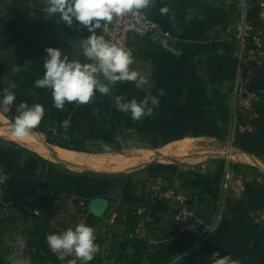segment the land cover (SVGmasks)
Returning a JSON list of instances; mask_svg holds the SVG:
<instances>
[{"label":"crops","instance_id":"1","mask_svg":"<svg viewBox=\"0 0 264 264\" xmlns=\"http://www.w3.org/2000/svg\"><path fill=\"white\" fill-rule=\"evenodd\" d=\"M165 6L169 13L161 15ZM45 7L46 0H0V96L15 85L11 110L21 102L41 104V123L63 138L84 140L90 149H62L37 128L23 143L15 142V118L0 112V168L9 176L0 188V247L11 264L22 254L29 264L35 206L29 199L42 188L53 194L36 206L38 216L61 233L80 223L92 227L99 246L94 259L101 264H214L213 252L235 264H264V96L257 114L237 113L230 107L235 80L212 86L207 74L208 59L225 53L235 15L208 9V0H155L142 11L159 24L166 45L135 43L131 66L149 75V84L138 89L134 82H118L110 95L57 110L50 90L34 87L44 74L45 50L57 47L82 58V45ZM161 89L159 107L140 121L114 103L116 96L139 102ZM222 97L230 111L226 121L213 105ZM65 119L71 120L68 129L61 127ZM229 139L236 175L225 189ZM169 187L201 197L213 215V231L198 239L178 233L175 206L159 201ZM127 211L138 218L136 224L127 220ZM57 264L82 261L73 254Z\"/></svg>","mask_w":264,"mask_h":264},{"label":"clouds","instance_id":"2","mask_svg":"<svg viewBox=\"0 0 264 264\" xmlns=\"http://www.w3.org/2000/svg\"><path fill=\"white\" fill-rule=\"evenodd\" d=\"M154 3L155 0H46L44 11L49 17H56L69 28L75 23L88 35L79 42L82 45V58L70 57L61 48L48 47L45 50L44 74L34 81V87L50 90L53 106L63 110L66 104H88L97 94L110 95L112 86L118 82H134L138 89L148 85L150 76L131 67L135 64L132 50L111 43L103 35H98L97 30L110 24L114 18L131 16L135 24L128 25L127 30L140 31V22L144 19L142 10L150 8ZM159 11L161 15H167L169 8L161 7ZM168 50L176 56L181 54L175 48ZM14 88L15 85L5 87L0 96V112L11 111L16 100ZM163 95L161 89L158 95H147L139 102L116 96L114 103L118 111L130 113L134 121H140L153 114V109L159 107L158 96ZM17 112L19 115L11 125L10 138L23 143L41 124L45 108L41 104L21 102ZM70 125V119L61 123L64 129ZM95 240L93 228L85 223L46 236L49 249L58 259L64 260L66 256L74 254L82 264H89L98 253L99 246ZM211 256L214 264H235L230 256L219 257L218 252H213Z\"/></svg>","mask_w":264,"mask_h":264},{"label":"built area","instance_id":"3","mask_svg":"<svg viewBox=\"0 0 264 264\" xmlns=\"http://www.w3.org/2000/svg\"><path fill=\"white\" fill-rule=\"evenodd\" d=\"M258 17V25L248 20V8L246 4L241 10L239 20L237 21L235 31L231 34L227 43L231 45L237 53V58L243 66H248L249 71L246 76L239 69L240 75L236 77L234 91L231 100V109L237 113L255 115L258 113V105L261 102L260 94L248 92L245 88L246 82L264 67V5L261 4ZM144 19L140 22L142 29L140 31L127 30V26L135 24V19L131 16L117 17L113 21L102 27L103 36L106 40L117 45L130 48L133 54L134 44L143 41H149L156 45L164 46L166 42L164 34L159 24L148 17L143 12ZM55 18V17H54ZM66 26V25H65ZM138 28L140 25H136ZM69 28V27H67ZM74 34L80 36L85 33L75 23L69 28ZM232 140L226 142L225 156L222 176L224 179L223 188H228L236 175L234 161L232 159ZM8 173L5 169L0 168V188L8 181ZM53 190L42 188L37 194L29 199V203L35 205L32 214L38 216V205H44L46 200L51 197ZM159 201L169 203L175 206L176 213L174 222L178 233L192 236L194 238H203L204 232L213 231V227L205 226L201 221L196 219L189 208L205 210L202 206L201 197H190L175 188H167L159 196ZM202 207V208H201ZM207 211V210H206Z\"/></svg>","mask_w":264,"mask_h":264},{"label":"trees","instance_id":"4","mask_svg":"<svg viewBox=\"0 0 264 264\" xmlns=\"http://www.w3.org/2000/svg\"><path fill=\"white\" fill-rule=\"evenodd\" d=\"M260 9V5H257L248 11V20L256 25H258L257 22ZM239 69L242 70L244 76H246L249 71L248 66L240 64L236 57L235 49H231L230 45L227 43L224 54L213 55L208 59L207 74L210 84L212 86H220L224 82H233L237 77ZM223 99V97L218 98L214 101L213 105L216 106L217 112L221 115L222 120L226 121L230 117V111L225 107ZM6 114L12 118L19 115L17 110H11ZM37 129L46 134L49 143L62 149L76 152H88L90 149L84 140L79 138H63L62 133H54L44 123H41ZM125 216H127V220L133 224L138 222V218L130 211H127ZM31 219L33 228L26 247L29 255V264H57L63 261L58 259L57 256L51 252L46 241V236L48 234L61 233V231L55 227L49 219L36 215H32ZM8 221L10 225L15 223L13 220ZM4 225L5 220L3 219L1 226ZM4 232L5 230H0V237L4 235ZM8 257L7 252L3 251L0 247V264H11ZM93 262V264H101V259L96 258Z\"/></svg>","mask_w":264,"mask_h":264},{"label":"water","instance_id":"5","mask_svg":"<svg viewBox=\"0 0 264 264\" xmlns=\"http://www.w3.org/2000/svg\"><path fill=\"white\" fill-rule=\"evenodd\" d=\"M88 34L83 33L79 37V42L86 38ZM248 92L254 94H264V67H262L255 75H253L245 85ZM193 216L201 221L205 226L211 227L213 225V215L202 209L189 208Z\"/></svg>","mask_w":264,"mask_h":264},{"label":"rangeland","instance_id":"6","mask_svg":"<svg viewBox=\"0 0 264 264\" xmlns=\"http://www.w3.org/2000/svg\"><path fill=\"white\" fill-rule=\"evenodd\" d=\"M245 4L248 10H251L254 6H259L260 4L264 5V0H208V9L212 10L217 7L218 9L227 10L235 15V23L237 24L240 12ZM263 96L264 95L260 94V99H262ZM23 257L22 254L20 260L17 262L18 264H25V259Z\"/></svg>","mask_w":264,"mask_h":264}]
</instances>
